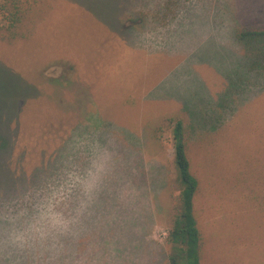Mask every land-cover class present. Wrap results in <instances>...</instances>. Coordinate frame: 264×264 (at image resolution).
<instances>
[{"label":"rangeland","instance_id":"rangeland-1","mask_svg":"<svg viewBox=\"0 0 264 264\" xmlns=\"http://www.w3.org/2000/svg\"><path fill=\"white\" fill-rule=\"evenodd\" d=\"M22 1L16 37L0 27V172L16 181L0 180V260L118 264V241L121 264H166L180 119L201 264H264V40L237 38L264 30V0ZM104 153L110 170L58 254L7 244L50 182Z\"/></svg>","mask_w":264,"mask_h":264},{"label":"trees","instance_id":"trees-1","mask_svg":"<svg viewBox=\"0 0 264 264\" xmlns=\"http://www.w3.org/2000/svg\"><path fill=\"white\" fill-rule=\"evenodd\" d=\"M29 9L30 3H25L22 0H4L3 3H0V12L3 15L4 22L0 27H4L11 39L16 37L17 29L20 27ZM252 37L264 40V30H242L237 33V38L241 41ZM258 56L259 58L253 63L256 67L259 66L262 72H264V49L259 52ZM252 67L256 69V67ZM170 123L173 125L174 165L177 172L179 192L178 206L173 212L170 226L163 240V246L166 251V264H201V234L194 215V197L197 194L199 183L190 171L183 122L180 119H172ZM5 146L6 141L2 139L0 142V150L5 148ZM1 171L4 172V175L0 172V180L5 181L4 183L6 184L15 185L16 181L13 178L14 176L12 177L6 169V166L5 169L1 167ZM76 203L77 201L75 205ZM94 207H97V205H93L91 208L94 209ZM94 214L95 210L92 211L89 221L95 222ZM82 236L81 240L83 241L84 238ZM106 246H108L112 261L121 264V259L124 258V252L120 243L118 241L113 243L107 242ZM8 262V259H4V263L0 260L2 264H10Z\"/></svg>","mask_w":264,"mask_h":264},{"label":"clouds","instance_id":"clouds-1","mask_svg":"<svg viewBox=\"0 0 264 264\" xmlns=\"http://www.w3.org/2000/svg\"><path fill=\"white\" fill-rule=\"evenodd\" d=\"M110 156L104 153L91 161L89 168L81 175L68 172L62 182H50L38 194L31 210H22L26 217L24 225L13 228L6 242L20 250H32L41 255H56L62 248V238L73 235L74 226L92 202L95 190L110 170ZM78 190V206L69 211L73 192Z\"/></svg>","mask_w":264,"mask_h":264}]
</instances>
